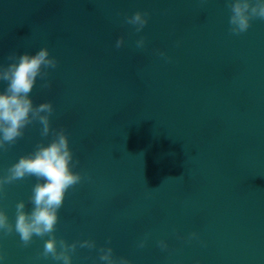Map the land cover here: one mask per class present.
Returning a JSON list of instances; mask_svg holds the SVG:
<instances>
[{
    "label": "water",
    "instance_id": "water-1",
    "mask_svg": "<svg viewBox=\"0 0 264 264\" xmlns=\"http://www.w3.org/2000/svg\"><path fill=\"white\" fill-rule=\"evenodd\" d=\"M136 11L148 13L139 33L124 23ZM229 16L227 0H0V64L42 47L58 60L51 87L38 78L30 95L52 102L84 177L55 235L97 247L72 264H102L101 246L132 264H264V20L235 36ZM40 131L0 151V175L51 140ZM35 183L0 193L13 224ZM46 239L0 234V264H62L40 255Z\"/></svg>",
    "mask_w": 264,
    "mask_h": 264
},
{
    "label": "clouds",
    "instance_id": "clouds-1",
    "mask_svg": "<svg viewBox=\"0 0 264 264\" xmlns=\"http://www.w3.org/2000/svg\"><path fill=\"white\" fill-rule=\"evenodd\" d=\"M230 16L228 20L229 32L239 36L246 33L255 19L264 20V0H227ZM124 23L131 25L135 32H141L148 23V13L136 11L124 18ZM124 37L115 42L117 49L124 46ZM145 38L136 41L137 48H144ZM160 56L165 53L159 52ZM11 61L7 65L0 64V82L6 87L0 91V151H7L24 136L25 129L38 122L41 125L40 134L51 140L45 144L39 142L32 152L20 156L11 164L6 174L0 175V193L7 185L34 177L36 183L32 187L28 203L32 205L30 211L26 210L25 201L21 200L15 206V222L9 220L5 210L0 209V234L19 235L23 247H28L33 237H48L45 240L40 255L51 257L62 264H72L73 254L77 248L96 249L94 240H78L68 243L65 239H58L55 235L59 221V210L63 207L66 194L70 188L81 183L84 178L80 172L73 169L79 164L74 159V153L69 146V137L64 128L53 129L50 117L54 112L51 101L34 105L31 92L37 79L44 81L42 88H50L51 82L47 80L49 69L58 66V60L51 56L47 47L40 48L35 54L24 52L8 55ZM183 178V177H178ZM197 237L193 232L189 240ZM110 244V240L107 242ZM147 244V235L138 243L139 248ZM162 250L168 245L165 241L158 242ZM99 261L102 264H132L126 257H116L110 246H101L98 249ZM0 254V259H3Z\"/></svg>",
    "mask_w": 264,
    "mask_h": 264
}]
</instances>
